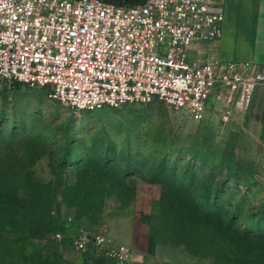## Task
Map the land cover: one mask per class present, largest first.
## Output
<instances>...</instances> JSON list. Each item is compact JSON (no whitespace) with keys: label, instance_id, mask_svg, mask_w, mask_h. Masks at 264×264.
<instances>
[{"label":"rangeland","instance_id":"374dc122","mask_svg":"<svg viewBox=\"0 0 264 264\" xmlns=\"http://www.w3.org/2000/svg\"><path fill=\"white\" fill-rule=\"evenodd\" d=\"M212 44L204 60L216 59ZM207 105L201 122L161 102L74 113L44 89L0 81V264L13 263L5 246L100 264L70 243L76 230L128 246L129 264H264V86L227 124L215 90ZM43 192L63 241L15 227L25 208L44 210ZM127 234L134 246L116 239Z\"/></svg>","mask_w":264,"mask_h":264},{"label":"built area","instance_id":"2783aa9c","mask_svg":"<svg viewBox=\"0 0 264 264\" xmlns=\"http://www.w3.org/2000/svg\"><path fill=\"white\" fill-rule=\"evenodd\" d=\"M224 13L215 0H0V81L40 88L74 113L161 102L194 122L215 90L224 108L244 110L264 72L246 61L204 60L220 40ZM200 44H206L200 46ZM60 242L62 233L51 234ZM76 251L129 264L132 250L104 232L76 230Z\"/></svg>","mask_w":264,"mask_h":264},{"label":"crops","instance_id":"0c3cea01","mask_svg":"<svg viewBox=\"0 0 264 264\" xmlns=\"http://www.w3.org/2000/svg\"><path fill=\"white\" fill-rule=\"evenodd\" d=\"M215 1L223 10L224 20L227 21L225 38H229V42L232 41V43L231 50L229 46L228 49L226 47L222 49L221 40L214 43L215 45L212 44L210 46L214 50L212 56L224 61L251 62L256 65L257 69L264 72V0ZM116 239L128 245L136 244L134 234L118 235ZM156 250L154 247L152 252L141 250L139 256H148L150 252L152 254Z\"/></svg>","mask_w":264,"mask_h":264},{"label":"trees","instance_id":"16d2710c","mask_svg":"<svg viewBox=\"0 0 264 264\" xmlns=\"http://www.w3.org/2000/svg\"><path fill=\"white\" fill-rule=\"evenodd\" d=\"M102 1L111 3L116 6L131 7V6L141 5L146 0H102ZM43 194L44 192L41 193L40 199L38 201H40V203H42L43 201L45 202L44 210H40L41 207L35 208L34 206L31 208H25L23 211L24 212L23 216H19V219H21L20 221H18L19 224L15 226L16 228L18 227V229H20L21 232L22 231L29 232L28 239H41L47 234L55 233L54 231L56 228L53 225L52 218L50 215L52 198H49V194L47 196H44ZM3 207L1 208L3 209ZM16 249L17 248L15 246L12 248V250L9 249L7 246H5V249L3 250L1 256L2 262L5 261L7 258H10L13 260L12 264H25L27 260H29L28 261L29 264H58L57 261L55 260L51 261L49 258H43L38 253H33L31 256H29V258H27L22 252L13 253V250L15 251ZM95 261H97L100 264L104 263V259L102 257L97 258Z\"/></svg>","mask_w":264,"mask_h":264}]
</instances>
